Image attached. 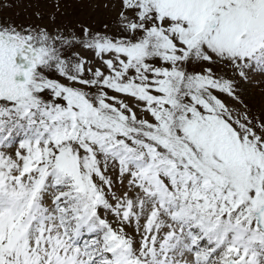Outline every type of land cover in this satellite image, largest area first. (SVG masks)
Here are the masks:
<instances>
[{
  "label": "snow or ice",
  "instance_id": "1",
  "mask_svg": "<svg viewBox=\"0 0 264 264\" xmlns=\"http://www.w3.org/2000/svg\"><path fill=\"white\" fill-rule=\"evenodd\" d=\"M95 7L0 20V264H264V0Z\"/></svg>",
  "mask_w": 264,
  "mask_h": 264
},
{
  "label": "rangeland",
  "instance_id": "2",
  "mask_svg": "<svg viewBox=\"0 0 264 264\" xmlns=\"http://www.w3.org/2000/svg\"><path fill=\"white\" fill-rule=\"evenodd\" d=\"M56 0H0V3L9 7H0V20H11L17 24L47 23L51 15L64 24L83 22L95 26H101L103 22H111L113 13L103 7H95L103 3V0H60L61 7L57 12L53 7ZM40 12L44 20H38L34 15ZM62 14V15H61ZM264 85H250L246 88V102L254 108L264 107Z\"/></svg>",
  "mask_w": 264,
  "mask_h": 264
}]
</instances>
